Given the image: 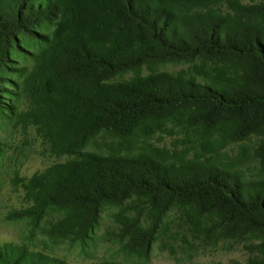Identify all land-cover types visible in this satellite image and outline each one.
<instances>
[{
    "label": "trees",
    "instance_id": "1",
    "mask_svg": "<svg viewBox=\"0 0 264 264\" xmlns=\"http://www.w3.org/2000/svg\"><path fill=\"white\" fill-rule=\"evenodd\" d=\"M31 41L41 121L54 151L73 156L33 179L37 212L64 214L53 231L85 235L104 205L131 199L151 222H124L130 253L147 257L176 207L204 237L253 240L246 264H264V0H0V86ZM176 128L185 149L154 142Z\"/></svg>",
    "mask_w": 264,
    "mask_h": 264
},
{
    "label": "rangeland",
    "instance_id": "2",
    "mask_svg": "<svg viewBox=\"0 0 264 264\" xmlns=\"http://www.w3.org/2000/svg\"><path fill=\"white\" fill-rule=\"evenodd\" d=\"M41 46L31 41L12 54L11 75L0 86L4 110L0 109V264L19 257H26L29 264H246L251 257L246 245L253 240L204 237L192 230L176 207L163 216L162 230L156 232L147 257L130 253L124 239V222L136 216L142 218L144 226L151 222L149 210L131 199L122 205H104L98 222L85 235L75 229L53 231L64 214L54 210L37 212L40 188L33 179L73 156L54 151L41 121L42 96L33 76L34 55ZM188 67L186 63H166L158 70L177 72ZM175 131L157 134L154 142L172 151L185 149L181 130ZM257 144V139L233 144L222 155L236 160L243 146L253 148ZM86 150L101 152L95 144ZM256 164L245 160L239 166L247 174L258 176Z\"/></svg>",
    "mask_w": 264,
    "mask_h": 264
}]
</instances>
